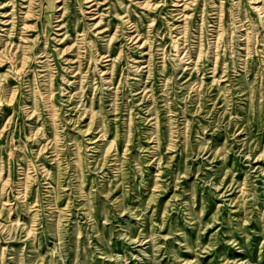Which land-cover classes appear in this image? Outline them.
Instances as JSON below:
<instances>
[{"label":"rangeland","instance_id":"1","mask_svg":"<svg viewBox=\"0 0 264 264\" xmlns=\"http://www.w3.org/2000/svg\"><path fill=\"white\" fill-rule=\"evenodd\" d=\"M0 264H264V0H0Z\"/></svg>","mask_w":264,"mask_h":264},{"label":"bare ground","instance_id":"2","mask_svg":"<svg viewBox=\"0 0 264 264\" xmlns=\"http://www.w3.org/2000/svg\"><path fill=\"white\" fill-rule=\"evenodd\" d=\"M259 7V6H258ZM28 13L26 12L25 15H27ZM26 23V22H25Z\"/></svg>","mask_w":264,"mask_h":264}]
</instances>
